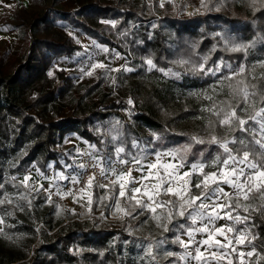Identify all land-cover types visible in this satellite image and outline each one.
Segmentation results:
<instances>
[{
	"label": "trees",
	"instance_id": "1",
	"mask_svg": "<svg viewBox=\"0 0 264 264\" xmlns=\"http://www.w3.org/2000/svg\"><path fill=\"white\" fill-rule=\"evenodd\" d=\"M29 1L35 11L28 21L16 18L20 45L6 69L0 71V183L32 163L43 172L49 162L54 168L60 167V159L67 161V158L59 146L68 134L111 152L113 145L107 143L106 137L102 138L101 132H106L115 120H121L124 126L126 148H130L132 138L150 140V135H144L145 130L163 137L162 141L154 142L162 148L184 144L191 135L207 138L208 114L201 109L210 102L202 96H186L180 90L194 86L199 89L197 93H203L214 77L188 74L175 82L155 70L148 71L143 65L144 57L151 55L159 67L176 68L182 73L184 69L173 61L190 58L199 62L210 54L209 66L223 57L236 67L264 58V45H257L245 57L224 51L222 40L215 35L227 34L247 42L257 33L264 34V10L254 15L249 0H210L208 10L201 9L192 15L170 12V2L160 7L157 0H74L69 7L58 6V0ZM102 20L118 24L113 28L101 23ZM61 26L75 29L129 58V65L135 70L121 77L133 105L110 96L100 86L99 77L92 82L73 81L61 68H52L53 75H48L54 60L69 58L80 49ZM125 31L128 35L122 36ZM213 45H217V51L210 52ZM2 59L0 54V67ZM227 98L225 88L217 99ZM118 108L131 110V115L125 113L128 121ZM225 133L226 129L216 127V135L223 137ZM205 148H208L205 156L215 155V146L194 145L196 157ZM192 159L190 156L189 160ZM5 191L15 194L18 190L7 183L0 189V196ZM45 200V194L41 193L31 209L21 202L23 211L0 205V216L6 220L4 234H0V264H140L142 253L136 246V238H159L161 230L157 234L149 231L150 226L143 230L145 216L124 217L119 221L91 216L78 222L57 215L55 199L53 204ZM95 204L93 198L91 213ZM8 212L13 215H6ZM252 215L259 226L255 230L259 233L255 245L264 252V212ZM166 235L171 240V234ZM169 250L179 248L173 245ZM160 264L168 261L161 257Z\"/></svg>",
	"mask_w": 264,
	"mask_h": 264
},
{
	"label": "snow or ice",
	"instance_id": "2",
	"mask_svg": "<svg viewBox=\"0 0 264 264\" xmlns=\"http://www.w3.org/2000/svg\"><path fill=\"white\" fill-rule=\"evenodd\" d=\"M166 2L172 0H160V7H164ZM209 4L210 0H200V6L195 11L208 10ZM249 6L255 15L264 10V0H249ZM101 23L115 28L118 21L102 20ZM152 27L155 28L156 25L153 24ZM121 35L127 36L128 32ZM215 35L222 40L224 51L241 53L245 57L257 45H264L262 33H257L247 42L238 41L227 34ZM77 43L80 41L77 40ZM82 47L84 52H77L76 56H86L91 66L86 71L84 68L80 69L81 79L93 76L95 70L101 69L105 78L115 85L116 78L110 76V73L135 70L127 64L111 68L103 62H92L94 53L89 48H96L102 53L115 52L96 41H90ZM215 51L217 45H213L210 50ZM115 56L120 58L119 53H115ZM210 60L211 55L208 54L201 57L199 62L190 58L173 61V64L184 69L182 73L172 67H159L151 55L143 58V65L148 71L155 70L166 78L179 79L188 74L216 77L217 83L210 90L211 94L207 91L192 93L210 102L201 109L208 114L207 138L191 135L184 144L162 148L154 142L162 141L163 137L151 132L150 140L132 138L130 148H126L124 126L121 121L115 120L106 130L113 145L111 152L98 149L91 143L83 151L76 149L77 157H88L91 166L99 169L100 176L109 179L107 184L96 185L105 191V195L99 197L96 203L112 208L113 214L121 219L145 216L143 223L154 222L161 230L159 238H136V246L142 253L139 257L140 264H160L161 257L168 264H264V252L255 245L259 238V233L255 230L259 226L252 215L264 212V71H256L264 70V58L251 65L238 64L235 68L223 57L211 66ZM224 68L229 70L227 74L222 71ZM48 75L52 76L53 73L49 72ZM225 88L229 98L217 99ZM127 103L133 105L131 97ZM126 112L131 115L130 109H126ZM217 126L226 129L223 137L215 134ZM194 145L215 146V155L209 153L210 158L205 156L208 152V148H205L196 157ZM190 156L193 157L191 161ZM60 163L65 170H86L89 167L88 163H79L77 158L73 159L72 164L64 161ZM129 164L132 167L127 172L123 171L121 166ZM12 166L15 167V164ZM32 167L39 180L34 181L29 173L18 183L17 176H9L4 183H0V189H4L5 184L12 183L18 190L15 194L3 192L0 205H11L23 211L21 202H26L31 209L33 201L41 193L46 194L47 204L54 203L53 195L60 199L71 196L74 202L82 201L86 195L91 213L95 173L88 176L83 187L76 188L80 183L79 173L68 177L65 171L56 170L53 163H48L46 167L52 170V175L47 176L35 164ZM133 171L139 172L140 176L133 177ZM40 180H47L48 187L45 188ZM59 181H69L74 187L65 192ZM225 186L229 191L225 190ZM20 189L23 190L19 191ZM109 201L113 203H107ZM55 207L57 215H60L63 209L59 204ZM6 215L11 216L13 213L8 212ZM221 220L225 223L217 226V222ZM5 225V217L0 216V234H4ZM129 234L134 235L132 232ZM166 234H171V240ZM173 245L178 246L179 251L169 250Z\"/></svg>",
	"mask_w": 264,
	"mask_h": 264
},
{
	"label": "rangeland",
	"instance_id": "3",
	"mask_svg": "<svg viewBox=\"0 0 264 264\" xmlns=\"http://www.w3.org/2000/svg\"><path fill=\"white\" fill-rule=\"evenodd\" d=\"M74 0H58V6L60 7H69L72 5ZM200 0H172L171 6L169 8L170 12H173L174 10L177 11L178 15H186L189 13H199L201 12V10L199 12H196L195 9L199 8L198 4H199ZM158 4H160V0H157ZM35 11L34 6L30 3L29 0H0V54L3 56L2 59V64L0 67V71L3 72L7 65L9 64V62L11 61V59L16 55L17 50L19 48L20 45V28L17 24V17H19L21 20L23 21H28L29 20V15ZM61 30L68 34L72 33L73 35H71V38L73 39V41L77 43V40L80 41V43L78 45H80V49L78 51H76L71 57L66 58V57H61L57 60H54L51 64V67L47 70V72H51L52 68H56V69H63L64 71H66L70 77L72 78L73 81H84V82H92L94 81L97 77H99L101 79V87L103 90H105L110 96H116V98L120 99V100H125L126 102L128 101V97H127V90H126V84H125V80L121 77V74H126L128 72H113L110 73V76H113L116 78V84L113 85L111 80L108 78H105L103 70L101 69H97L95 70V74L93 76H84L82 79L80 78L82 73L80 71L81 68H84L85 71L90 68V63L87 62V57L86 56H81V57H77L76 53L77 52H84V48L82 47V45H88L90 43V41H95L93 39L87 38L84 35L80 34L79 31L75 30V29H71L67 26H61ZM70 36V35H69ZM97 43V42H96ZM98 44V43H97ZM102 45V44H100ZM104 46V45H103ZM89 51L94 53V59L92 60V62H103L106 65H108L111 68H119L122 65L127 64L128 67H131L129 65V58L126 59L125 56L123 54H120V58H116L115 53L117 52H112L110 54L108 53H102L99 52L96 48H89ZM146 67V66H145ZM235 68V67H233ZM147 69V67H146ZM174 70H178L176 68H174ZM223 70H225L228 73V69L224 68ZM179 71V70H178ZM160 73V72H159ZM161 77H164L161 73H160ZM183 76V75H182ZM181 76V77H182ZM168 79H172L175 82H179V79H175V78H168ZM216 77H214V79L209 82L206 85V88L203 89L201 92H209L210 90L216 86ZM177 89V91H179V87L176 86L175 87ZM199 91V89L197 87L194 86H188L185 88H181L180 92L183 93L186 96L192 95V93H197ZM211 94V93H210ZM118 112L123 116V119L128 121V117L125 113L126 110L123 108H118ZM121 121V120H119ZM146 136L150 135V132L145 130V134ZM101 136L102 138L106 137L107 143H109L110 141V137L106 136V132L105 130L101 132ZM145 137V136H143ZM108 138V139H107ZM142 139V137H141ZM86 141H84L83 139L77 137L74 134H68L63 138L62 143L60 144V148L61 150H63L65 157L67 158V161H64L63 159H60L61 161H64V163L67 164H72L73 159L77 158L78 162H79V157H77V153H76V149L77 148H82V146L88 147V142L85 143ZM102 148H105V145L102 146ZM52 163V162H49ZM34 164H30L23 172H19L17 174H15L14 176L18 177V181L23 179V176L26 174L31 173L32 174V179L35 180H39V177L36 175L35 172V168H33ZM56 170H62L65 171V175L68 176V174H73L75 173L76 170H78V168H76L75 170L73 169H67L65 170L63 168V164L61 163V166L58 168H54ZM185 170H187V168H185ZM45 175L47 176H51L52 175V170H49L46 167V170L44 171ZM132 176L133 177H139L140 173L133 171L132 172ZM40 183H43L44 187L47 188L48 187V181L47 180H40ZM59 183L61 184V186L63 187L65 184V181H59ZM134 186H138V185H134ZM94 188V187H93ZM225 190L229 191V189L227 188V186H225ZM92 193H93V198L96 201L98 200L95 195H94V189H92ZM45 194V193H42ZM46 197V194H45ZM55 202L57 204L60 205L61 209L67 210V212L62 211L61 212V216H65L67 217L66 219H68V217H71V219L77 220L78 222H82V221H87L89 219V210H88V205H87V196L85 195L84 199L82 201L79 202H74L73 199L68 200V201H64V199L62 200H56ZM96 208L101 209L102 205L96 203ZM101 207V208H100ZM104 220V219H103ZM225 221L221 220L217 222V226H220L222 224H224ZM98 225H100V223H98ZM149 227V231L152 232L153 234H157V232L160 230L159 228L156 227L154 222L149 221L148 223H143V230H145L146 228ZM248 250V249H245Z\"/></svg>",
	"mask_w": 264,
	"mask_h": 264
},
{
	"label": "built area",
	"instance_id": "4",
	"mask_svg": "<svg viewBox=\"0 0 264 264\" xmlns=\"http://www.w3.org/2000/svg\"><path fill=\"white\" fill-rule=\"evenodd\" d=\"M85 149H87V147H85V146H82V148H80L81 151H83ZM79 163H88L89 164V167L86 170H80L78 168V170H76L75 173L68 174V177H71L72 175H74L76 173H79L80 174V183L78 185H76L75 187L76 188L83 187L84 184L87 181L88 176L93 175L95 173L96 182H95V185L93 186L94 187L93 188L94 189V195H95V197L97 199H99V197H101V196H104L105 195V191L103 189H100L96 185H99V184H107V183H109V179L100 176L99 169L98 168H93L91 166V161H90V159L88 157H86V156H79ZM129 167H132V165L129 164L127 166H121L122 170L125 171V172H127V170H128ZM64 184L65 185L63 186V190L65 192H67L69 189H72L74 187L73 184L71 182H69V181H65ZM52 198L53 199H56V200H59L60 199L56 195H53ZM71 199H72V197L71 196H68V197H65L64 198V201H68V200H71ZM60 200H62V199H60ZM107 203H113V202L112 201H109ZM101 212H103V216H101ZM91 216L100 217V218L104 219L105 221H119V220H121V218H119L118 215H114L113 214V209L112 208H108V207H104V206H102L101 209L96 208L91 214H89L88 217H91Z\"/></svg>",
	"mask_w": 264,
	"mask_h": 264
}]
</instances>
